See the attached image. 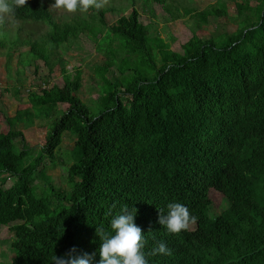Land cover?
I'll return each instance as SVG.
<instances>
[{"label":"trees","instance_id":"16d2710c","mask_svg":"<svg viewBox=\"0 0 264 264\" xmlns=\"http://www.w3.org/2000/svg\"><path fill=\"white\" fill-rule=\"evenodd\" d=\"M187 1L123 0L106 11L78 10L14 40L0 26V54L16 58L17 76L27 68L37 73L39 63L50 74L62 65L65 83L53 95L28 91L32 107L7 117L9 128L0 131V184L13 180L0 188V227L14 236L12 264H53L73 246L98 261L95 227L108 228L125 204L138 210L135 223L152 246L163 240L172 249L149 257L153 264H264V0L236 2V33L210 37L197 31L227 17V4L199 11ZM125 2L128 15L108 25L106 12H121ZM155 3L166 22L193 20V37L180 52L171 49L176 38L152 34V21L142 20L144 13L156 17ZM24 10L13 15L16 22L32 19ZM81 38L104 56L88 67L97 81L90 93L99 94L92 107L79 97L82 69L72 74L64 61L81 49ZM14 97L19 101L21 91ZM37 120L47 122L40 149L24 143L19 129ZM65 133L75 139L76 157L56 183L46 167L57 163ZM211 186L223 193L224 209L212 205ZM171 201L186 204L203 226L166 233L158 209Z\"/></svg>","mask_w":264,"mask_h":264},{"label":"rangeland","instance_id":"374dc122","mask_svg":"<svg viewBox=\"0 0 264 264\" xmlns=\"http://www.w3.org/2000/svg\"><path fill=\"white\" fill-rule=\"evenodd\" d=\"M123 0H115V4L121 5ZM187 1L192 7L196 10L205 9L209 5H215L219 2H225L227 4L228 16L216 20L211 18L210 24L204 26L201 30L197 31V34L200 36L210 37L214 34L215 31L223 32L226 31L231 34H235L238 25L241 22V18L238 16L236 9V2H245V0H194L198 2ZM140 2V1H139ZM251 4H256L255 0H250ZM141 3V2H140ZM154 9L156 17H153L151 14H142V20L145 24H150V30L152 34L158 35L163 39L169 40L170 37L176 38V41L171 43V49L173 51H181V46L189 41L193 37V20L190 18V15L184 18H180L175 22H166L163 14L166 13L163 6L155 3ZM129 7L128 2L124 3V7L121 12H116L114 14L108 13L105 15V19L108 25H111L117 21L121 16L128 15ZM67 13V12H64ZM191 20V21H190ZM19 26V25H17ZM16 26V27H17ZM22 29L27 33H36L38 31H43L47 29L43 24L38 23H25L20 25ZM82 42L81 49L74 47V49L69 50L65 55V60L67 62L66 68L72 74L76 73V69L79 68L83 71V85L82 89L79 92V97L88 105L94 106L98 103V92L93 91L90 93L91 88L97 89V81H94L93 71L89 70L90 65L99 64L103 61L104 56L100 53H97L93 43L85 41L83 38L80 39ZM25 50V49H24ZM22 50V51H24ZM4 53V50H2ZM14 59L7 60L4 54H0V131L6 132L8 130V125L5 120L4 114L7 113L8 116H14L17 110H22L26 108H31L32 104L29 102L27 97L28 91L33 90L40 93L52 94L54 93L53 87L64 86V79L62 76L61 67L58 65L55 67L52 74H50L49 69L44 66V63H39V71L35 73L34 68H27L25 76H17L15 74L16 65L12 64ZM9 62V64H7ZM7 65V70H6ZM12 80V81H11ZM45 82H48L45 84ZM7 87L15 88L11 90L7 95L4 94V90ZM21 87L22 89H18ZM22 90V100L18 101L14 94ZM69 106L60 104L58 109L60 111H66ZM58 116H61V114ZM47 120V119H46ZM49 121V120H48ZM19 129L24 132V143L34 149H40L43 147L46 141L47 135V122L45 120H37L35 125L31 128L26 129L25 127L19 126ZM19 131V130H18ZM20 146H23L21 140ZM17 141V142H18ZM19 144V143H18ZM19 146V147H20ZM20 147V148H21ZM58 163L50 164L46 167L49 175L53 176V180L56 183H61L62 181V172L63 167L70 166L71 163L75 160L76 151H75V139L69 134L64 135L63 143L60 149L57 152ZM44 181L42 177L35 180V184L38 186V180ZM13 180L9 181L7 185H1L0 188L7 189L12 185ZM43 184V183H42ZM1 233V248H0V264H12L14 253L12 251V241L13 233L11 232L10 227H0Z\"/></svg>","mask_w":264,"mask_h":264},{"label":"clouds","instance_id":"9594fccd","mask_svg":"<svg viewBox=\"0 0 264 264\" xmlns=\"http://www.w3.org/2000/svg\"><path fill=\"white\" fill-rule=\"evenodd\" d=\"M113 4H115V0H0V26L4 28L12 40L17 35L26 38L29 33L22 29L21 24L31 22L44 24L50 18L56 19V16L58 18L62 16L72 17L78 10L81 12L89 10L87 13H91L92 9L106 11ZM23 9H27L28 15L32 19H29L26 14L28 19L16 22L14 20L16 17L13 15H21ZM31 12L35 15H31ZM108 13L106 12V14ZM13 64H16V58L11 65ZM15 88L11 87V90ZM18 89L22 88L18 87ZM21 100L22 97L19 101ZM4 117L5 120L7 117L12 118L7 113L4 114ZM209 199L212 205L219 209H224L226 206V202L223 205V193L213 186L209 190ZM158 210V222L166 233L182 235L187 234L191 229L195 230L196 228L198 230L203 226L204 221L194 215L184 203L171 201L167 204L166 211ZM137 211L135 206L130 208L125 204L118 214L112 216L108 228H105L103 224L95 227L96 235L100 241L98 250L100 259L98 261H95V253L80 255L77 254V249L73 246L63 255H55L52 258L53 264H153L149 257L155 259L157 254L171 255L172 249L163 240L152 246L151 238L135 223Z\"/></svg>","mask_w":264,"mask_h":264}]
</instances>
